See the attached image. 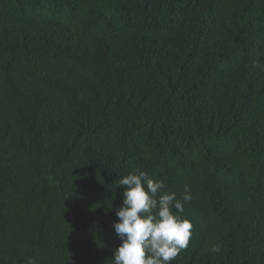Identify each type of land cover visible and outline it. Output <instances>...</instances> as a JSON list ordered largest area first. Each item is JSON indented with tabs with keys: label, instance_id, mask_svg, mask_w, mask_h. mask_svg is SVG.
Returning <instances> with one entry per match:
<instances>
[{
	"label": "trees",
	"instance_id": "trees-1",
	"mask_svg": "<svg viewBox=\"0 0 264 264\" xmlns=\"http://www.w3.org/2000/svg\"><path fill=\"white\" fill-rule=\"evenodd\" d=\"M137 168L264 264V0H0V264H112Z\"/></svg>",
	"mask_w": 264,
	"mask_h": 264
},
{
	"label": "clouds",
	"instance_id": "clouds-1",
	"mask_svg": "<svg viewBox=\"0 0 264 264\" xmlns=\"http://www.w3.org/2000/svg\"><path fill=\"white\" fill-rule=\"evenodd\" d=\"M119 186H124L123 202L115 211L113 228L121 243L113 249L112 264H171L192 237L191 221L180 215L184 203L192 199L189 186L178 199L175 192L165 190L162 179L139 168L120 176ZM210 251L220 253L221 245L213 244ZM25 264L37 261L27 256Z\"/></svg>",
	"mask_w": 264,
	"mask_h": 264
}]
</instances>
